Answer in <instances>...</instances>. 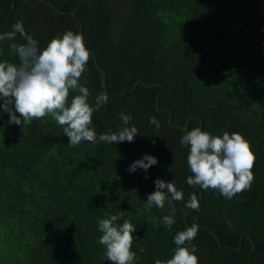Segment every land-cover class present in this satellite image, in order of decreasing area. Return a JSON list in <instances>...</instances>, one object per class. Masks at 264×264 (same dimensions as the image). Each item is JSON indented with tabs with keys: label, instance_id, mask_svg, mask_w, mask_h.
<instances>
[{
	"label": "trees",
	"instance_id": "1",
	"mask_svg": "<svg viewBox=\"0 0 264 264\" xmlns=\"http://www.w3.org/2000/svg\"><path fill=\"white\" fill-rule=\"evenodd\" d=\"M18 20L41 49L81 34L90 56L78 83L89 106L108 96L89 127L97 139L118 134L123 112L138 135L73 146L51 115L8 124L0 108V264H113L98 243V224L112 215L136 229L131 264L167 261L192 245L198 264H264V0H0V34ZM11 43L25 40L0 41V62L18 64ZM78 94L70 89L66 106ZM194 128L250 143V189L228 200L186 183L194 174L181 129ZM145 154L158 163L127 171ZM157 178L183 199L169 205L168 194L164 208H145ZM193 194L198 211L186 207ZM171 207L169 230L162 218ZM193 224L195 239L177 246Z\"/></svg>",
	"mask_w": 264,
	"mask_h": 264
},
{
	"label": "clouds",
	"instance_id": "2",
	"mask_svg": "<svg viewBox=\"0 0 264 264\" xmlns=\"http://www.w3.org/2000/svg\"><path fill=\"white\" fill-rule=\"evenodd\" d=\"M17 33L24 38L25 43H11L9 48L18 58V64L8 61L0 62V108L8 113V124L23 125L33 119H42L47 115L59 125H66L63 133L69 137V144L76 146L81 141L92 143L105 142H132L138 135L136 127H127L132 119L130 114L120 113V119L125 125L118 134H102L97 139L92 125V114L108 101V96L101 93L96 97L95 106H89L87 99L89 90L78 83L90 53L87 50L83 36L67 31L62 38H53L43 49L38 46V41L27 35L22 21H16L12 30L0 34V41H14ZM79 92L70 103L68 102L69 90ZM19 113V116L17 115ZM150 123L159 128L155 117L150 118ZM185 134L180 139L184 147L190 146L187 163L191 173L186 180L188 185H199L202 189H217L228 200L237 193L250 189L254 174L255 155L251 151L250 143L239 133L224 132L222 137L212 136L200 128L192 130L181 129ZM158 163L154 156L145 154L141 159L134 161L127 171L135 172L137 169L147 171ZM156 190L149 194L145 208L151 209L153 204L164 208L166 195L170 194L169 205L173 200L183 199L182 191H178L174 182H165L157 178L154 181ZM167 189V191H164ZM199 202L195 194L191 195L186 207L199 210ZM171 215L162 218L163 224L171 230L175 223V207L170 208ZM121 219L120 215H112L110 219H103L98 224L102 232L98 243L106 246V258L113 264H131L134 253L131 251L133 244L132 233L136 231L133 225L125 220L122 225L116 224ZM232 227L231 221L227 222ZM198 225L193 224L174 237L177 246L184 245L186 241L195 239ZM195 245L177 247L174 256L167 261L156 260L155 264H198L194 254Z\"/></svg>",
	"mask_w": 264,
	"mask_h": 264
}]
</instances>
